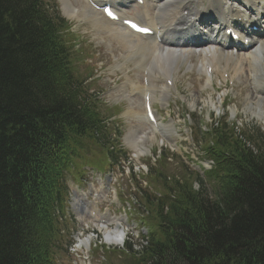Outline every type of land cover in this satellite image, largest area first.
I'll return each instance as SVG.
<instances>
[{
    "label": "trees",
    "instance_id": "1",
    "mask_svg": "<svg viewBox=\"0 0 264 264\" xmlns=\"http://www.w3.org/2000/svg\"><path fill=\"white\" fill-rule=\"evenodd\" d=\"M71 30L56 0H0V264H64L68 177L126 157L121 112L91 94ZM207 135L214 196L198 174L169 176L162 156L149 175L161 197L142 196L147 244L106 251L105 264H264L263 149L227 124Z\"/></svg>",
    "mask_w": 264,
    "mask_h": 264
},
{
    "label": "rangeland",
    "instance_id": "2",
    "mask_svg": "<svg viewBox=\"0 0 264 264\" xmlns=\"http://www.w3.org/2000/svg\"><path fill=\"white\" fill-rule=\"evenodd\" d=\"M261 1L259 0V2ZM57 2L61 15L73 22L74 27L72 31L76 35L78 48L83 52V56L86 57V65L95 70V80L97 82L94 83L91 94L93 96H100L105 106H109V108L116 107L121 112L119 117L111 119V122H115L117 118L121 119L119 122H116V127H120L124 134L122 145L126 152V157L121 159L120 163H118L119 166L115 169L111 168V171H107L106 173L86 167V175L75 176V178L68 177L71 194L67 199L66 212L69 218V227L71 228L69 234L72 244H74L70 250V257L64 264H105L107 253L95 247L98 242L99 244H105L101 231L105 236L106 230H102L99 224L102 217L113 220L126 217L127 214L128 222H123L124 225L129 224L131 226L130 229H126L127 238L138 244L143 238L148 236V230L153 221L151 220L150 222L151 216L146 213V209L142 204L139 189L144 193H156L157 190L151 187L148 184V180L145 179V174L149 169H156V159H159L162 155L168 158L167 172L177 177L181 178L185 173H190L194 178L195 175L193 173L201 174L202 179L205 180L209 195L214 196L212 186L215 182L212 183L207 174L212 170L213 162L205 154V145L209 141V138L208 136H203L204 132H207L213 125L229 124L232 126V124H235L239 134L250 143L249 146L253 147L254 144L258 143L263 149L264 154V119H259V121L254 116L257 112L264 114V110L261 109L260 99L257 94L256 97L251 91L252 84L255 91L254 70L256 65L253 62L252 56L246 54V52L238 51L235 54L240 56L232 57L222 62L224 52H217L208 61L206 54L203 52L204 50L199 53H192L193 55H187L175 68L172 67L173 65H169L173 70L172 74L176 78L177 92L174 93L176 100L175 98H169V100H174L171 104L172 120L170 118L166 120L162 118V122L171 129V132L166 137L164 136V138L156 136V139H154L146 127L147 136L145 135V129L138 131L139 129L135 127L139 123L128 114L131 108L138 109L140 106L139 110L145 116L141 97L131 96L132 99L128 98L131 95L129 93V85L131 83L129 84L128 82L134 84H131V87L135 89L132 93H137V96L143 95L142 87L144 85L141 83L143 69L135 64L132 55L129 54L130 52L124 51L125 47L120 44V40H117L116 37L113 39V37L104 31H102L103 34L102 32L98 33V30L93 27L91 20L85 18L71 19L65 16L64 6H75L82 10V6L84 5L88 7V10H94L84 0H57ZM203 4H206V0H204ZM131 6L134 7L123 8L126 14L131 13L134 15L136 10H140L134 3ZM205 9H208V7L203 10ZM88 16L90 15L88 14ZM216 50L219 51L218 49ZM245 54V57L250 55L252 59L250 62H246V64L243 58ZM226 57L227 54H225ZM117 60H119V67L115 63ZM262 60L264 61V53L262 54V58L258 59L261 70H264V62ZM208 63L215 69V73L219 72V68H224L222 64L226 65V69L229 72H232V76L235 77V87L234 91L229 93L228 96H226L228 93L222 88L213 87L211 88L213 90L204 89L205 81L203 82L201 75L205 74L203 66L205 64L208 65ZM247 63L249 67L247 66L246 70L245 65ZM120 68L124 69L125 75ZM248 68L251 69L252 80L250 72H247ZM150 72L153 74V79L150 80V83H153L152 80L156 82L159 80L158 91L166 90L169 92L168 87L166 88L162 82V78H166L167 75L163 74V71L161 74L158 73V70H151ZM258 77H260L259 80L262 82L264 78L263 73H260ZM146 78L149 80L151 76L147 74ZM249 79L253 82L252 84ZM211 81H213V78H211ZM207 83H210L209 77H207ZM216 85L222 87L219 81L216 82ZM229 96L230 102L225 103L226 98H229ZM155 101L158 102L159 100L156 99ZM185 129L192 130L193 141H186V138L183 136ZM130 131L135 132L134 134L144 133L146 137L145 139L142 138V149L148 153L142 151V154H144L139 160L140 165L136 160L139 153L126 141V137ZM161 141H163L164 145H162ZM195 186L199 190L197 183H195ZM79 197L87 199L91 206L98 210V214L101 215L100 218L97 217L94 221L88 219V216L80 210ZM113 224H115V221H113ZM113 231L118 233L116 229ZM88 238H91L90 262L85 261L87 253L83 255V251L78 248L79 243ZM109 248L117 249V247Z\"/></svg>",
    "mask_w": 264,
    "mask_h": 264
},
{
    "label": "bare ground",
    "instance_id": "3",
    "mask_svg": "<svg viewBox=\"0 0 264 264\" xmlns=\"http://www.w3.org/2000/svg\"><path fill=\"white\" fill-rule=\"evenodd\" d=\"M104 1L105 0H97V2L99 3H103ZM110 1L113 2L114 8L118 11H122V13L124 12L123 8L134 7L131 5L132 3L135 2V0H133L134 2L132 0H110ZM230 1L232 0H208L207 6L203 7V9L207 7L208 9L203 10L202 13H200L197 10V8H193L189 3L187 4L186 3L187 0H144V4L142 6H139L136 3L138 5L137 7L141 11L136 10L133 15V18L140 21L141 23L147 24L148 26L154 27L158 33V37L154 39L142 37L137 34H134L124 26L116 22L109 21L107 18H105V16H103V14H100L96 10H88V7L84 5L82 6V10L76 8L75 6L74 7L70 5L64 6L65 7L64 14L71 19L85 18L87 20H91L93 27L98 30V33L102 31L107 32L111 37H113V39L114 37H116L117 40L121 41L120 44H122L125 47L124 51L127 50V52H130L129 54L132 55V59L135 62V64L139 68L143 69V73L148 72V74L151 76V78L148 80L149 85L146 86L143 84L144 85L142 87L143 95H138V97H142L143 100L147 93L153 95V101L154 99H156L157 93L162 101L168 100L169 92H167L166 90H164L165 92L164 91L160 92V90L158 91L157 86L160 83L158 79L157 80L159 83L156 82L155 80H152L153 83H150V80L153 79L152 78L153 74H151L150 72L151 70L152 71L158 70L159 71L158 73L160 74L163 71V74L167 76H172L171 74L173 70L170 68L169 65H173L172 67L175 68V66L178 63H181L183 61V58H185L187 55L192 53H199L200 51L203 50L205 54L210 53L211 56L217 54V52H224L225 54H227V57L225 58V54L222 53L224 54L222 56V62L229 58L240 56L238 54L237 55L234 54L235 50L236 51L241 50L243 52H247V54H250L252 56L253 62L256 65V68L254 70L255 93L253 92V94H255V96L257 94V96L260 99L261 109L264 110V107L262 105L263 103L262 98L264 97V83L262 82L264 81V78L263 81L261 82L259 80L260 77H258L260 73H263V77H264V70L263 69L261 70L260 64L258 62V59L260 57L262 58V54L264 53V30L260 32L261 36L257 39L255 43H253V41H250L249 44L251 45V49L249 50L244 49V45L242 44L243 38L239 39L240 45L238 48L237 47L231 48L232 47L230 46L231 40L226 35L227 29L233 28L234 30H238L240 28L238 22L239 19H244V17H247L248 20L250 21L249 23H253V22L256 23L257 21L254 18L255 14L252 15L253 16L252 17L250 15V12L248 11V13L244 15V17H242L241 8L246 9L247 7V10L248 8H251L250 10L252 11L253 9L255 10L257 8L256 7L257 4L260 6L259 7L261 11L260 15L261 13H263L264 15V0L259 2L260 4L255 0H244L242 3H240L238 7L234 6L235 8L228 6V3H230ZM88 14L90 16H88ZM209 17L216 20L214 25H211L210 24L211 21H208ZM223 27L225 28L223 29ZM204 31L207 32L205 33ZM245 37L248 38L247 35H245ZM216 49H218L219 51H217ZM250 55H248L247 57H245L246 55H243L245 64L246 62H250V60H252ZM207 60L210 61L209 59ZM205 65L203 67H205ZM247 66L249 67L248 63ZM222 67L227 68L226 65ZM247 72H250V77L252 80L251 69L248 68ZM209 82L211 83V77H209ZM128 83L133 84L132 82H128ZM210 88H213L212 84ZM133 91H135V89L131 87V91H129L131 95L128 96L129 99H132L131 96L132 97L135 96L132 93ZM139 109L140 106L138 109L131 108L128 114L131 117H134L139 123V125L135 128L139 129L138 131H142L143 129H145V127L146 128L149 127L146 123V116H143V114H141ZM143 112H144V108H143ZM254 116H256L258 120L264 119V114H261L260 112H257ZM160 131L164 132L165 136H167L168 134H170L171 129H169L167 126H163L160 130H156L157 133ZM134 133L135 132L130 131L126 137V141L131 147H133L136 150L137 153H139L138 154V158H139L140 155H143L144 153H148L146 152V150L142 149V145H143L142 138L145 139L146 138L145 135L147 136L148 133H146V129H145V133H146L145 135L144 133L142 134L140 133L134 134ZM153 137L155 138L156 135ZM142 151H144L143 154ZM90 219L92 220V218ZM114 221H115L114 225L116 226V230L118 231V233L116 231L110 230L109 227L106 226H101L102 230H106L105 236L102 231L101 233L104 237V241L109 246L121 248L124 246V241L126 239V229L124 227H121L122 226L121 221H123V219H118ZM90 244H91V238L82 241V245H85L86 247L88 245L90 246Z\"/></svg>",
    "mask_w": 264,
    "mask_h": 264
}]
</instances>
